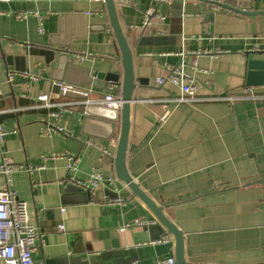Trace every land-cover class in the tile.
<instances>
[{
    "label": "crops",
    "instance_id": "crops-1",
    "mask_svg": "<svg viewBox=\"0 0 264 264\" xmlns=\"http://www.w3.org/2000/svg\"><path fill=\"white\" fill-rule=\"evenodd\" d=\"M126 1L117 13L137 85L129 174L183 233L188 264H264V86L246 85L249 62L264 61V0H242L249 14L215 6L217 0ZM46 47L56 50L53 62L29 53ZM63 52L94 79L98 72L120 76L119 84L102 88L82 83L84 74L75 72L68 84L97 94L112 88L123 96L122 54L105 3H0V125L8 156L20 166L12 190L27 204L40 234L34 259L43 264L175 260L174 236L116 175L120 124L110 135L106 125L85 123L83 107L58 119L57 107L39 101L44 95L52 104L77 100H61L54 85L64 78L57 67ZM174 71L186 75L183 84L196 87L200 101L170 104L183 96L171 82ZM8 73L14 74L12 83ZM161 78L164 83L157 86ZM57 127L68 136L44 133ZM68 157L78 159L76 170L69 169ZM94 170L102 175L96 187L90 183ZM5 183L0 174V190ZM166 238L170 242H162Z\"/></svg>",
    "mask_w": 264,
    "mask_h": 264
},
{
    "label": "built area",
    "instance_id": "built-area-1",
    "mask_svg": "<svg viewBox=\"0 0 264 264\" xmlns=\"http://www.w3.org/2000/svg\"><path fill=\"white\" fill-rule=\"evenodd\" d=\"M13 0H0V3L8 4ZM105 3L104 0H95V2ZM162 3H170L171 0H156ZM155 10H149L146 17V24H149L150 17L153 16ZM8 83H12L14 74L8 73ZM186 76V75H185ZM185 76L180 71H174L172 73L171 82L175 86H179L182 89L183 96L180 99H171L169 102L172 105L187 102H198L199 98L196 97V87L191 84H183ZM164 83V79H159L156 83L157 86H161ZM55 87L59 90L58 97L61 100L70 96L77 100H64L59 104L50 103L51 96L44 95L39 97V101L44 103L45 107H57L58 111L53 113L55 118L60 116L72 108L87 107V106H104L111 110H120L123 105L122 96L119 94H113V89L110 88L111 92H104L97 94L92 89L83 87H77L66 82H56ZM2 95V91H0ZM251 97V96H250ZM248 97V98H250ZM229 100H231L229 98ZM54 131L57 134L67 135V132L60 127L55 129H45L44 133L48 134L50 131ZM6 131L0 125V174L6 180L5 186L0 190V260L4 264H43L34 259L35 243L39 239V231L32 224L29 212L27 211V204L21 201L12 190L13 175L20 169V166L10 159L6 151ZM90 145L95 146L90 143ZM59 157V156H58ZM64 158V157H59ZM70 160L69 169L76 170L78 159L74 157H68ZM102 175L99 171L94 170L91 174L90 183L93 186H97L101 181ZM113 182V179H110ZM81 187H87L86 184ZM123 201V200H122ZM121 200L115 201L114 203L119 204ZM137 225H143V222L136 221ZM61 231H64L63 226L59 227ZM162 242H170L169 238H166ZM156 264H176V260L169 259L167 261H159Z\"/></svg>",
    "mask_w": 264,
    "mask_h": 264
},
{
    "label": "water",
    "instance_id": "water-1",
    "mask_svg": "<svg viewBox=\"0 0 264 264\" xmlns=\"http://www.w3.org/2000/svg\"><path fill=\"white\" fill-rule=\"evenodd\" d=\"M242 0H217L213 4L215 6H220L223 9L231 10L233 12L243 13L241 10L245 9V14H249L248 11L251 10L250 7H242ZM105 6L107 9L108 19L110 20L111 27L113 29L114 35L117 38V42L122 54V69L123 79H122V88H123V105L120 110H111L104 106H87L85 109V123L97 122V124L106 125L109 127L110 135H113L117 126L120 124V133L118 137L117 151L115 155V170L116 175L119 178V181L124 183L128 189L133 192L156 216L158 221L166 230L174 236L176 243V254L175 260L176 264H188L185 260V242L183 233L178 229L176 225L169 221L165 216L163 208L157 206L154 201H152L145 192L140 188V186L134 182L132 176L129 174L127 169V152L129 149V135L131 130V110L132 104L134 101V93L137 89L135 83V71L133 70V54L129 47L127 37H125L122 30L120 19H118L117 5H127L129 2L126 0H104ZM254 14V13H253ZM252 15V14H251ZM55 51L50 48H32L30 54L44 56L47 58V63L53 62L55 59ZM58 57V64L64 73V78L61 79V82L66 81L71 83V76L75 72L84 74L82 83L93 85L96 87L106 88L109 83H118L120 82L119 74L113 73H104L98 72L95 74L96 78L89 76L87 70H80L74 66V59L68 57L66 52H63ZM63 57L69 58L67 62H61ZM248 75L247 83L249 87L254 85L264 86V61L255 60L249 62L248 64ZM24 71V69H22ZM108 137H106L107 139Z\"/></svg>",
    "mask_w": 264,
    "mask_h": 264
}]
</instances>
